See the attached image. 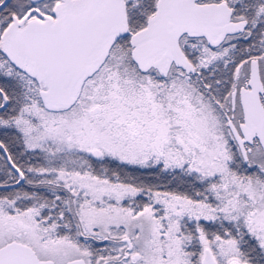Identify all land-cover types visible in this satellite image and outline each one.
<instances>
[{"label": "snow or ice", "instance_id": "obj_1", "mask_svg": "<svg viewBox=\"0 0 264 264\" xmlns=\"http://www.w3.org/2000/svg\"><path fill=\"white\" fill-rule=\"evenodd\" d=\"M0 264H264V0H0Z\"/></svg>", "mask_w": 264, "mask_h": 264}]
</instances>
